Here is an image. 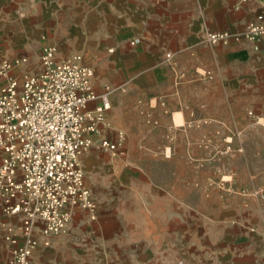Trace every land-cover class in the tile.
Segmentation results:
<instances>
[{
    "label": "crops",
    "instance_id": "0c3cea01",
    "mask_svg": "<svg viewBox=\"0 0 264 264\" xmlns=\"http://www.w3.org/2000/svg\"><path fill=\"white\" fill-rule=\"evenodd\" d=\"M259 10L257 0H0V60L24 56L41 32L79 52L111 100L94 139L117 144L83 152L96 209L76 207L30 264H264V39L258 50L207 40L241 32ZM15 221L0 197V264Z\"/></svg>",
    "mask_w": 264,
    "mask_h": 264
},
{
    "label": "built area",
    "instance_id": "2783aa9c",
    "mask_svg": "<svg viewBox=\"0 0 264 264\" xmlns=\"http://www.w3.org/2000/svg\"><path fill=\"white\" fill-rule=\"evenodd\" d=\"M257 2L260 10L241 32H209L208 42L247 40L258 50L264 39V0ZM139 43L138 37L129 40L131 46ZM28 65L27 56L0 60L1 209L16 218L3 235L8 264H30L38 243L49 246L66 229L76 207L95 211L80 158L93 145L109 150L117 145L94 139L111 100L107 88L94 90V71L80 54L58 57L56 46L44 42L36 68ZM199 75L212 77L210 71Z\"/></svg>",
    "mask_w": 264,
    "mask_h": 264
},
{
    "label": "rangeland",
    "instance_id": "374dc122",
    "mask_svg": "<svg viewBox=\"0 0 264 264\" xmlns=\"http://www.w3.org/2000/svg\"><path fill=\"white\" fill-rule=\"evenodd\" d=\"M42 36H44L45 38H42ZM45 39V40H44ZM44 42H52V38L50 34L47 33H39L33 40H32V47L29 48V52L26 53L24 52V54H21L22 52H19V55H24L27 56L29 59V65L28 67H30L31 69H35L37 66V62H38V58H39V53H40V48L42 47V45L44 44ZM57 56H66V57H71L75 54H80L79 52H72V53H64V51L61 48H57ZM16 52V51H15ZM224 179H228V176H223ZM227 182L230 181L229 180H225ZM232 181V180H231ZM231 189L232 190H237V191H241L245 194H252L254 196H261V193L263 192V187L262 186H255L254 188H239L236 187L235 184L232 183L231 185ZM74 220V216L72 218ZM250 232H252V229L250 230Z\"/></svg>",
    "mask_w": 264,
    "mask_h": 264
}]
</instances>
